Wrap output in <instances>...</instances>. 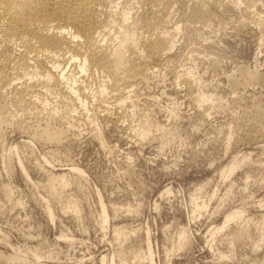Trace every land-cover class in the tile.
<instances>
[{
  "label": "rangeland",
  "instance_id": "374dc122",
  "mask_svg": "<svg viewBox=\"0 0 264 264\" xmlns=\"http://www.w3.org/2000/svg\"><path fill=\"white\" fill-rule=\"evenodd\" d=\"M178 1L175 19L184 20L173 37L168 66L147 73L146 84L127 88L117 80L122 89L114 93L107 82L99 94L105 75L82 76L73 61L65 59L67 72L79 81L76 85L90 106L74 103L76 111L68 118L66 106L42 93L37 103L48 104L35 105L38 110L24 116L7 94V118L13 121L0 122V264H14L3 258L13 253L35 264H133V252L141 254L143 264H149V254L153 264H264V117L259 115L264 113V0H240L236 6L221 0L217 10L204 0L213 15L206 23L190 17L188 0ZM130 3L140 12L141 3ZM130 3L118 7L130 10ZM241 67L261 79L243 85ZM182 71L197 81L191 98L177 86ZM199 91L213 99L196 101ZM121 95L130 98L126 106L120 104ZM128 109L135 110L133 118L125 119L119 132L106 117ZM35 112H42L40 118ZM138 117L153 127L152 138L141 144L133 133ZM47 121L54 133L61 127L68 130L59 143L41 135ZM251 132L261 134L254 140ZM240 160L232 174H221ZM70 166L80 169L82 178L66 174L68 185L55 200L47 191V177ZM68 198L77 202L76 214L64 211ZM101 203L106 223L101 222ZM195 203L204 206L195 209ZM116 207L120 211L115 212ZM232 211H238L240 219L211 236ZM115 227L123 230L118 240ZM182 230L186 243L178 247ZM237 230L241 237H235Z\"/></svg>",
  "mask_w": 264,
  "mask_h": 264
},
{
  "label": "bare ground",
  "instance_id": "6f19581e",
  "mask_svg": "<svg viewBox=\"0 0 264 264\" xmlns=\"http://www.w3.org/2000/svg\"><path fill=\"white\" fill-rule=\"evenodd\" d=\"M177 1L178 0H145V2H142V0H0V99H2L0 100V122H10L7 118L10 112L8 113V111H6V108L8 107V103H6V101L8 102V99H10H6L8 93H10L12 97V100L10 101L14 103L13 104L11 102L15 106V110H17V112L20 111V113L22 112L23 115L24 113L30 115L31 113H28L32 109V111H34L37 105L40 107L41 104L39 105L38 103L39 101H41L40 97L42 93H44L45 95H53L56 99L60 101L59 103H62L64 106H66L64 108L67 110L65 112V116L67 117L69 114H71L70 112L76 111V106H74V103L75 105L78 104L79 106L84 108L86 106L88 107L89 104L87 105L85 102V100L87 99L86 96L85 99L84 94L80 93L78 87L79 85H76L77 79L75 76L70 75V73H68L69 71L67 72L68 67L65 66L64 61H73V65L78 68V72L81 73L82 76L83 74H90L91 76L95 72H100L102 73V75L104 74L106 80L101 85L99 94H102L107 89V82H111L109 84L110 87L108 88H111L114 93L116 91L120 92V90L122 89L117 83V80L124 81L127 84L126 87H132L137 84H146L147 73L159 69L163 70L168 66L169 60L167 61L166 58H168L167 55L169 51L175 45L173 37L175 34L178 33L181 22L182 20H184L178 16V18L175 19V16L177 14L174 5L175 3H177ZM188 1L190 3H187L191 4L192 6L190 13V17L192 19L196 21L198 20L197 22L203 21L202 23H206L205 21L210 22L212 20L213 15L211 11L207 10L208 7H204V0L203 4L201 0ZM208 1H210V5L212 6L213 10H217V8H220V5L223 4L221 0ZM238 1L240 0H231L230 2L232 5L235 4L236 6V4L238 5ZM130 2L141 3L140 6L137 4L141 8L140 12L136 9V5H133V3ZM230 2L229 5H231ZM129 3L133 6H131L132 8L130 10L129 7H127L128 10H125L127 9L125 7H123L125 9L121 8L122 6H120V8L118 7L119 4H127L126 6H128ZM191 6L189 5V7ZM157 30H159L160 32H157ZM65 59L68 60L66 61ZM240 69L241 70L238 71L240 72L243 85L244 83L248 84L250 82H257L261 79L257 72L251 73L250 71H246L242 67ZM73 70L74 69H72V72H74ZM19 80H21V83ZM195 80L196 79H193L190 73L188 72H183V74L179 75V78L177 80V86L182 85V87L180 88L183 89L185 97L191 98V95H193V91H195L194 89L197 86V81ZM234 80H232V82L236 83V79ZM121 81H119V83ZM123 85L124 84H122V86ZM135 87L137 88V86ZM82 91L83 90L81 89V92ZM122 97H124V95ZM122 97L120 98V104L124 103V106H126L128 103V99L130 98L128 96L124 98ZM212 99V96L208 93L199 91V93L196 94V101L198 100L201 103ZM44 100H46V98ZM57 101H55L56 104L58 103ZM42 103V105L48 104L47 100L43 101ZM120 104L119 106H121ZM35 105L36 107H34ZM59 107L60 106H58V108ZM42 109L40 110L43 112ZM7 110H9V108ZM15 110L13 112L16 114ZM128 110L124 113L118 111L117 113L119 114L115 113L112 116L107 115V121L111 123L112 127L115 130L122 132V130L124 129L123 122L125 121V119L131 117L133 118L135 110ZM122 111L124 110L122 109ZM42 112L39 113L41 114ZM53 112L54 109L51 112V116H55V112ZM84 112L85 111H83V114ZM46 113L48 114L47 111ZM202 113L206 116V113L208 112L205 113L202 111L201 114ZM37 114L38 113H36V115ZM39 115L37 116L39 117ZM43 115L45 116V113H43ZM259 115L260 117H264V113H260ZM16 116L18 117V115ZM54 116L52 117L54 118ZM256 116L258 117L257 114ZM66 118L64 119V121H66ZM37 121L40 123L39 120ZM48 121L45 123L43 122L44 124L43 126H41V135L45 138V140H53V142L59 143L60 141H62L63 136H65L63 134H65L68 130H66L65 128L63 129L61 127V129L59 128L57 132L54 133V131H50L51 126H49ZM136 121L137 123L134 122L136 125L134 126L135 128L133 129V133L137 140H133L136 141L138 144H141L143 140L149 138L153 127L149 123V120H147L145 117H138ZM254 121L255 120L253 119V123H255ZM69 122H71V120H69ZM67 125L70 126V124L68 123ZM254 127L255 125L253 126V129H255ZM99 131L101 130L99 129ZM255 131L257 130H254V132ZM95 133L96 138L102 141L100 132L96 131ZM61 134L63 136H61ZM260 134L256 132L255 134H253L252 137L254 138V140H256L259 138ZM245 136H248V132H246ZM238 137L237 140H239ZM240 162L242 161H233V163L229 164L226 168L222 170L221 174L225 177L232 174L234 170L238 168V163ZM66 171H63L64 173L59 172L58 174L52 173L47 177V191L50 197H53V199L55 198V200L59 199L58 193L60 192V190L64 189L68 185L66 174L71 173L77 175L79 178H82V176H80L82 175L81 170L76 168L75 166H70ZM4 192L5 195L9 198V190L5 189ZM64 205H66L65 208H62L65 209V212L67 209L69 212L76 214L79 210L77 202L75 200L69 199ZM203 206L204 204L198 205L197 203H195V209L203 208ZM113 210H115L116 212L118 208ZM45 211L48 217H53L52 212L48 206H45ZM101 216V222L106 223L107 213L102 203ZM239 219L240 213L238 211H232L227 213L224 216L223 223L220 226L213 228L210 235L213 236L215 233H219V231L224 229V227L229 222L237 221ZM121 229L122 228L116 227L114 229L115 237L117 238V240L123 231ZM241 235L242 231L237 230L235 233V237L238 238L241 237ZM185 243L186 238L184 231L182 230L178 235L177 245L178 247H183ZM256 245L258 246L257 243ZM3 258H5L7 262L14 264H35L33 262L27 261V258H24L23 256L17 253L10 254L7 257ZM132 258L133 264H143L144 262L141 254L138 252H133ZM148 262L149 264H153L150 254L148 256ZM113 263L111 262V264Z\"/></svg>",
  "mask_w": 264,
  "mask_h": 264
}]
</instances>
